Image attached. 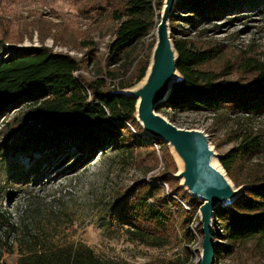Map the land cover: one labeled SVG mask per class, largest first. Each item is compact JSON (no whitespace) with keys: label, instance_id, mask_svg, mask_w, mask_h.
Listing matches in <instances>:
<instances>
[{"label":"trees","instance_id":"1","mask_svg":"<svg viewBox=\"0 0 264 264\" xmlns=\"http://www.w3.org/2000/svg\"><path fill=\"white\" fill-rule=\"evenodd\" d=\"M86 1V0H84ZM165 0H104L96 2L86 12L98 11L119 24L109 48L107 69L99 70L95 77L85 75L84 62L68 54L54 53L41 47L3 49L0 40V115L26 108L17 121V131L10 142L4 144V153H27L43 156L46 152H79L81 159L90 158L112 145L127 143L152 151L155 167L161 158L168 170L154 180L136 182L114 202L111 225L118 227L130 240L144 245L164 247L173 239L172 228L177 222L184 233H191V224L202 202L181 188L173 187L178 180L172 169L173 158L167 145L156 139L141 141L132 128L145 134L136 120V100L120 91L132 88L146 76L149 63L144 66L136 56L137 49L145 48V40L161 22ZM241 0H178L170 20L172 40L178 54V72L181 79L174 84L166 102L159 110L168 112H196L223 114L246 119L264 116V69L252 82H229L226 71L209 68L219 48H202L194 41L178 39L180 32L189 37L193 28L220 23L240 8ZM185 26L178 24L177 14ZM242 9V8H241ZM158 19V23L156 24ZM178 27L181 28L178 31ZM156 34V31H155ZM5 37V36H3ZM136 81V82H135ZM135 82V83H134ZM170 122L173 121L170 119ZM235 139L238 145L221 157L220 164L227 176L245 186L242 194L232 203L215 211L214 238L218 259L222 254L231 257L239 249L251 246L259 250L264 246V173L258 169L247 173L240 184L239 176L247 172L246 163L253 162L264 153V142L254 131L239 130ZM125 136L129 137V141ZM157 146V147H155ZM160 156H157V149ZM37 162L38 160L35 159ZM154 167V168H155ZM259 167V165H256ZM39 167H33L38 175ZM30 175V173H29ZM29 175H22L24 180ZM34 176V177H35ZM38 177V176H37ZM19 178V180H23ZM174 183V184H173ZM170 192H164V186ZM176 196L178 200L174 198ZM179 196L192 206L186 211ZM180 216V217H179ZM180 219H179V218ZM202 227V226H201ZM14 229L0 209V238ZM202 232V231H201ZM203 234V233H202ZM220 262V259H219ZM0 264H5L0 257ZM19 264H103L95 253L84 246L67 247L57 251L32 250L24 253Z\"/></svg>","mask_w":264,"mask_h":264},{"label":"rangeland","instance_id":"2","mask_svg":"<svg viewBox=\"0 0 264 264\" xmlns=\"http://www.w3.org/2000/svg\"><path fill=\"white\" fill-rule=\"evenodd\" d=\"M96 2L104 0H0V40L4 38V51H9L10 47L44 46L54 53L68 54L83 61L87 68L85 75L95 77L99 70L107 69L109 48L119 26L111 18L99 14L100 10L86 12L90 10L86 8H92ZM240 3L242 6L235 14L217 23L220 29L215 30L214 24L201 27L205 34L200 29L185 26L180 19L184 17L180 6L178 24L186 29L184 31L192 30L189 37L179 32L177 38L194 41L204 49L219 48L209 68L217 72L227 69L224 79L229 82L249 83L264 69V0H241ZM155 31L156 27L145 40L146 47L136 52L144 66L151 62ZM25 110L23 107L0 115V209L14 226L6 237L2 233L0 238V257L5 264H19L21 256L32 250L54 252L71 246L91 249L103 264H201L204 237L199 211L192 221L191 233L186 235L177 222V228L171 230V243L164 247L132 241L111 225L113 202L138 181L159 184L154 180L166 173V162L160 158L155 167V155L151 150L127 143L112 145L83 159L79 152L73 151L70 155L66 153L69 151L61 154L48 151L41 157L27 153L6 155L4 144L16 133L17 121ZM159 112L178 128L204 132L221 157L238 145L235 137L240 129L254 131L264 142V116L246 119L165 109ZM132 130L141 141L151 139L146 133L139 136L140 128ZM156 149L159 157L160 151ZM167 150L173 158L169 172H174L178 180L173 187L181 188V195H189L181 186L183 181L176 178L182 163L168 145ZM34 166L41 168L36 176ZM246 166L245 175L239 176L240 184L246 181L247 173L257 168L260 174L264 173V153ZM23 174H28L29 179L24 180ZM20 177L23 180H19ZM231 182L236 188L239 185ZM164 187V192L172 190L168 185ZM179 199L183 208L190 211L189 200L180 196ZM215 242L223 243L216 239ZM219 259L218 264H264V246L254 250L249 245L231 257L222 254Z\"/></svg>","mask_w":264,"mask_h":264},{"label":"water","instance_id":"3","mask_svg":"<svg viewBox=\"0 0 264 264\" xmlns=\"http://www.w3.org/2000/svg\"><path fill=\"white\" fill-rule=\"evenodd\" d=\"M178 0H165L161 22L157 27V43L153 49L145 84L135 89L120 91L136 100L137 121L151 138L168 145L182 170L176 178L194 199L202 202L201 217L203 246L201 264H218L217 244L214 238L213 222L215 211L220 206L232 204L243 192L244 186L236 188L224 168L213 165L221 156L212 148L210 138L202 131L178 128L159 112L160 104L167 101L174 84L180 79L178 54L172 40L170 20ZM222 170V171H221Z\"/></svg>","mask_w":264,"mask_h":264},{"label":"bare ground","instance_id":"4","mask_svg":"<svg viewBox=\"0 0 264 264\" xmlns=\"http://www.w3.org/2000/svg\"><path fill=\"white\" fill-rule=\"evenodd\" d=\"M156 31H157V29H156ZM155 36H156V34H155ZM156 43H157V37H156ZM156 43H155V45H156ZM155 47V46H154ZM154 49V48H153ZM145 80L143 81V83L140 85V87L141 86H143L144 84H145ZM213 165L215 166V167H217L219 170L221 169L220 167H219V165H218V163H217V161H213ZM222 171V170H221Z\"/></svg>","mask_w":264,"mask_h":264},{"label":"built area","instance_id":"5","mask_svg":"<svg viewBox=\"0 0 264 264\" xmlns=\"http://www.w3.org/2000/svg\"><path fill=\"white\" fill-rule=\"evenodd\" d=\"M186 209H189V207H187L186 205L184 206Z\"/></svg>","mask_w":264,"mask_h":264}]
</instances>
